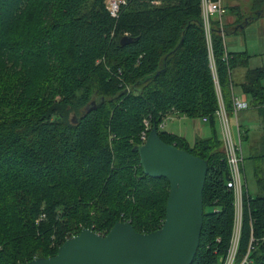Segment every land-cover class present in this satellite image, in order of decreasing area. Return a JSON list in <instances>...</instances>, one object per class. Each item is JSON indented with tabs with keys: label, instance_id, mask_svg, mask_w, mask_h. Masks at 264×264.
I'll return each instance as SVG.
<instances>
[{
	"label": "trees",
	"instance_id": "obj_1",
	"mask_svg": "<svg viewBox=\"0 0 264 264\" xmlns=\"http://www.w3.org/2000/svg\"><path fill=\"white\" fill-rule=\"evenodd\" d=\"M106 1L0 0V264L53 257L48 248L78 227L100 235L117 223L139 234L158 230L169 185L142 172L136 149L144 121L163 143L207 162L191 264H221L235 209L215 138V80L231 116L232 70L247 68L250 56L227 52L226 30L212 20L214 78L200 0H122L115 18ZM249 2L245 13L225 6L235 24L264 17V0ZM124 37L132 41L121 45ZM240 89L262 123L258 138L244 135L250 148L242 171L247 158L264 192V69H247ZM173 113L207 118L213 137L190 148L162 132ZM139 209L147 212L143 229ZM250 244L249 264H264V196H250L244 184L236 264Z\"/></svg>",
	"mask_w": 264,
	"mask_h": 264
},
{
	"label": "water",
	"instance_id": "obj_2",
	"mask_svg": "<svg viewBox=\"0 0 264 264\" xmlns=\"http://www.w3.org/2000/svg\"><path fill=\"white\" fill-rule=\"evenodd\" d=\"M260 14H255V21ZM244 20L234 32L243 30ZM132 41L129 37L121 45ZM91 108L95 103L92 102ZM145 176L165 179L169 185L165 218L149 234L136 233L129 223H117L104 236L83 229L65 241L55 256L27 264H191L199 245L203 220L206 161L163 143L154 126L136 149Z\"/></svg>",
	"mask_w": 264,
	"mask_h": 264
},
{
	"label": "rangeland",
	"instance_id": "obj_3",
	"mask_svg": "<svg viewBox=\"0 0 264 264\" xmlns=\"http://www.w3.org/2000/svg\"><path fill=\"white\" fill-rule=\"evenodd\" d=\"M222 3L224 6L228 7V8H239L241 13H245L247 12V9H249V0H222ZM237 10V9H236ZM29 20V19H28ZM28 20H25L26 22ZM24 21V22H25ZM32 19L30 18V20L28 22H31ZM221 21L223 23V27L226 30V35H224V38L227 41V47L229 49L230 52H239L241 46L243 47V49L246 50V52L252 56V58L250 59L249 62V68H263L264 69V17H262L261 20L258 21V23H256L253 26L248 27L247 29L243 30H238L237 34L235 35L234 33H231L233 29H236L240 24H235L236 18H234L233 14H231V11L227 12L222 18ZM23 22V24H24ZM261 48V49H259ZM238 71H240L241 69H237ZM241 72V71H240ZM237 77V75H236ZM236 79V78H235ZM239 79V78H238ZM236 96L239 97H245L246 102H245V106L247 107L245 110H250V103H251V99L249 96L243 94L241 92V89L237 88L236 89ZM252 118L250 121L248 122H244L242 121V119H240V126L242 127H247L246 124L249 125V130L252 132L257 128V124H258V118L255 117L254 118V113L252 114ZM161 126L163 128H161V131L171 135V136H177L180 137L182 139H184L186 141V143L189 145L190 148L193 147L196 139H210L213 137L212 134V128L209 124H204L202 123L201 119H191L188 118L184 115L181 114H169L167 115V117L163 120ZM215 129V138L219 141H221V136H220V132H219V128L217 126V124L214 127ZM257 135V133H256ZM235 137V134H234ZM243 150H244V155L246 156V148H245V144H243ZM245 179L244 183L246 186V190L249 193L250 196L252 197H258V196H264V192L261 191V189H259L255 183L254 177H253V172H252V168H251V164L250 162L247 160H245ZM79 194L75 195V198L78 197ZM134 213H139L141 214V221L139 224L140 229H143L144 227H146V223L148 222L147 219L145 218V215L147 214V212L144 209H139L134 210ZM39 221V220H38ZM38 221H36V223H38ZM157 223H160V220L158 219ZM84 228L78 227L76 229V231H71L66 237H65V241L72 239L74 237H77L79 234L76 235V232L80 230V232L83 230ZM92 231V230H90ZM75 232V233H74ZM79 232V233H80ZM93 232V231H92ZM95 233V232H93ZM71 234V235H70ZM97 234V233H95ZM99 235V234H97ZM100 237H104L105 235H99ZM50 251L49 253H56L59 249L58 248H54V249H50L48 248Z\"/></svg>",
	"mask_w": 264,
	"mask_h": 264
},
{
	"label": "built area",
	"instance_id": "obj_4",
	"mask_svg": "<svg viewBox=\"0 0 264 264\" xmlns=\"http://www.w3.org/2000/svg\"><path fill=\"white\" fill-rule=\"evenodd\" d=\"M122 0H107L106 7L111 17L115 18L119 11V6L123 4ZM200 11L201 20L204 29V35L206 40V45L209 54L210 69L215 78V69L212 59V49H211V22L216 20L219 24L220 29L223 28V23L221 18L227 13L222 0H200ZM225 46V44H224ZM216 93L218 99V109L215 112L216 124L219 128L221 136L222 150L225 156V160L229 170V179L227 187L233 192L234 197V225L231 236L230 245L227 254L221 264H236V255L239 242L240 233V223H241V206H242V196L244 191V175L242 171L243 167V151L241 144V131L240 127L237 125V114L244 111L247 107L245 106L246 100L244 97H239L232 95V114L231 116L226 111L224 104L222 102L217 81L215 80ZM167 117V116H166ZM165 117V118H166ZM230 120L234 121L236 136L232 130V125ZM203 123H207V118L201 119ZM163 128L160 125V129ZM151 130V126L148 121H144V129L140 133V140L142 145L146 142L148 134ZM43 219V216H41ZM100 235V234H99ZM253 250L251 244L249 245L246 256L243 258L240 264H249L248 255L250 251Z\"/></svg>",
	"mask_w": 264,
	"mask_h": 264
},
{
	"label": "crops",
	"instance_id": "obj_5",
	"mask_svg": "<svg viewBox=\"0 0 264 264\" xmlns=\"http://www.w3.org/2000/svg\"><path fill=\"white\" fill-rule=\"evenodd\" d=\"M261 19H262V18H261ZM261 19H258V20H256V21L250 23L249 25H247V26L243 29V31H244L245 29H247L248 27L255 25V24L258 23V21L261 20ZM237 32H238V31H236L234 34L236 35ZM224 44H225V49L227 50V52H230L229 49H228V47H227V41H226L225 38H224ZM259 49H261V48H259ZM262 49H264V48H262ZM239 52H245L246 54H248V53L246 52V50L243 49L242 46H241ZM239 52H230V53H239ZM248 55H249V54H248ZM249 56H250V59H251L252 56H251V55H249ZM250 59L248 60L247 68L239 67V69H241V70H240L241 72L237 70L238 68H235V69L232 70V79H233V82H234V84H235V87L233 88V95H237V93H236V89H237V88L240 89V85H241V84L243 83V81H244V75H245L246 70H247V69H255V68H249V67H248V66H249V62H250ZM236 75H237V77H236ZM235 78H236V79H235ZM238 78H239V79H238ZM244 100H246L245 97H244ZM251 113H252V114L254 113V115H255L254 118H255V117L258 118L257 128H256L254 131H252V132L249 130V128H248L249 125H248V124H246L247 127H245V126L242 127V126H240V121H239L240 119H242V121H244V122H248V121H250L251 118H252ZM236 121H237V125L240 127V131H241V133H242V135H241V144H242V151H243V154H244L243 144H245V148H246L245 151H246V154H248L250 146H249V144L244 140V137H245V136H248L250 140H251V139H256V138H258V136H260L261 133H262V131H261L262 123H261V119H260L259 111H258V109H256V108H252V107L250 106V110H249V109H248V110H244V111H242V112H240V113L237 114V119H236ZM202 123H203V122H202ZM230 123H231V125H232L233 133H234L235 136H236V131H235V124H234V121H233V120H230ZM204 124H207V123H204ZM256 133H257V135H256ZM244 135H245V136H244ZM199 139H200V138H199ZM201 139H202V138H201ZM244 180L246 181V179H245V175H244Z\"/></svg>",
	"mask_w": 264,
	"mask_h": 264
}]
</instances>
